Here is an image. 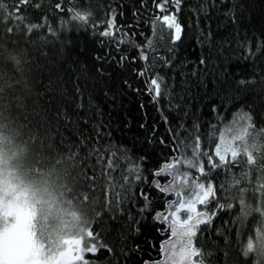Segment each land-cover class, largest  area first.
Listing matches in <instances>:
<instances>
[{
    "label": "trees",
    "instance_id": "trees-1",
    "mask_svg": "<svg viewBox=\"0 0 264 264\" xmlns=\"http://www.w3.org/2000/svg\"><path fill=\"white\" fill-rule=\"evenodd\" d=\"M57 2L0 0L1 164L18 176L17 185L28 194L39 193L46 202L32 204L29 213L33 236L45 254L58 255L69 239L78 237L81 254L66 264H108L110 260L111 264L166 263L175 238L167 224L153 221V215L165 211L176 197L153 187L150 173L172 155L169 125L163 122L160 110L169 117L172 127L178 120L175 112L169 111L167 97L154 103L145 92L146 79L159 75L175 94L187 92L192 97L184 101L192 113L187 126L199 123L204 151L214 152L218 143L222 148L232 143L230 137L241 132L243 123L237 113L251 116L255 127L249 130L246 147L254 152L255 162L242 156L237 163L216 169L205 162L209 175L200 177V182L210 180L216 197L197 208L216 215L211 224L199 226L193 246L202 256L193 260H203V264H264V136L257 135L264 129V51L247 61V53L237 51L226 61L232 91L226 94L221 89V97L231 98L222 102L216 97L206 102L208 97L198 84L200 77L192 73L203 68L199 61L209 55V47L198 39L201 29L206 32L211 27L214 45L233 31L224 28L225 19L218 11L213 10L210 25L201 17V27L197 28L194 9L198 0H183L178 13L183 32L173 43L172 30L154 18L158 10L151 0H63V12L55 11ZM144 2L147 8L141 7ZM236 2L228 0L227 7ZM243 6L241 36L247 33V51L254 53L264 38V0H243ZM137 11L139 15H134ZM112 14L123 31L114 37H102L99 32ZM118 41H122L119 51ZM141 48L149 57L147 61L139 59ZM98 56L107 59L100 61ZM121 56L128 60L118 63ZM133 57L135 63L131 62ZM165 60L171 63L165 65ZM213 62L214 56L209 63ZM144 69L149 70L145 77L134 71ZM125 80L131 87L124 84ZM241 80L245 83L237 89ZM208 91L212 93L211 85ZM214 106L218 114L213 112ZM101 120L103 131L111 133L101 140L102 144L126 149L137 160L147 156L143 168L148 179L139 187L151 197V210L145 214L141 233L126 242L117 239V225L112 224L111 231H101L105 223L96 215L103 210L88 191L77 152L69 146L78 144L83 132L94 142L93 126ZM142 124L146 128H141ZM154 126L158 129L155 142L149 144L146 138ZM161 137L168 147L159 143ZM187 171L199 177L194 169ZM2 172L7 171L3 168ZM159 179L163 183L169 177ZM183 190L189 194L192 188ZM7 196L0 191V233L8 222V215H2V199ZM137 197V207L143 206L139 189ZM132 211L135 214L136 209ZM103 221L110 222L108 214H103ZM90 229L115 248V258L103 250L95 256L85 255ZM136 245L139 251H135ZM121 247L127 249V256L120 255Z\"/></svg>",
    "mask_w": 264,
    "mask_h": 264
},
{
    "label": "snow or ice",
    "instance_id": "snow-or-ice-1",
    "mask_svg": "<svg viewBox=\"0 0 264 264\" xmlns=\"http://www.w3.org/2000/svg\"><path fill=\"white\" fill-rule=\"evenodd\" d=\"M151 2L154 8L158 10L154 13V18L160 20L172 30L173 43H175V41L181 38L183 32V28L178 20V13L183 0H151ZM227 3L228 0H219V3L218 0H198L197 7L194 9L197 28L201 27V17L210 25L212 12L216 10L225 19L224 28L233 29L232 33L223 36L221 41L215 43V45L211 27H208L206 32L201 29L198 37L201 45L209 47V55L207 57H201L199 64L203 68L199 72L194 71L192 75H198L200 77L198 84L204 89V95L208 97V101L206 102H210L216 97H221V89L226 94L232 91L233 86L228 80L230 75L228 71L229 65L226 61L232 56H235L237 51L242 54L247 53L244 55L246 61L254 58L261 51H264V38H262L261 44L257 46L256 52L247 51V33L245 32L243 37L241 36L242 17L245 10L243 0H238V2L233 3L230 8L227 7ZM41 6L37 4V7ZM141 7L147 8V3H142ZM55 11H64L63 0H58ZM133 14L139 15V12L137 11ZM85 19L87 20L88 17ZM103 27L104 30L99 32V35L102 37H114L116 33L123 31L122 27H117L116 25L115 14L110 15V18ZM120 43L122 41L117 42L118 51ZM233 44L236 45L235 48L232 47ZM213 56L215 57V62L210 64L209 61ZM97 59L103 61L107 57L98 56ZM112 59L116 58L112 57ZM139 59L143 61L149 59L143 48L140 50ZM127 60V56H121L118 63H123ZM131 62L135 63L136 57H133ZM170 63L171 61H164L165 65ZM134 71H136L138 76L145 77L149 70ZM244 83L245 81L241 80L236 85L237 89L244 85ZM124 84L131 87L127 80L124 81ZM210 85L212 93L215 94L214 96L208 91ZM135 91L139 93L140 90L136 89ZM145 92L153 97L154 103H159L161 98L167 97L169 111H174L178 120L175 127H172L169 117L160 110L163 122L169 125L167 132L171 137L170 152L172 155L158 169H154L150 173L153 178L151 183L159 192L165 195L174 194L176 199L168 202L165 211H157L153 215V221L159 220V222L167 224L171 236L178 238L180 243L184 245L181 248V256L185 264H203V260H192V257L202 256L201 251L193 246V241L197 235L199 226L202 224H211L216 215V213L200 211L197 208L198 205L207 206L210 198L214 199L216 197L214 185L210 180L207 183L200 182V177L209 175L205 171V162L211 169L235 164L242 156H247L250 162H255L254 152L246 147V137L250 134L249 130L254 129L255 125L250 115L247 113H237V117L243 123L241 132L230 137L232 143L223 148L218 143L214 152L204 151L202 148V136L199 131V123L194 122L192 128L187 126V119L192 113L190 106L185 105L184 101L186 99L190 100L192 97L187 92L184 95L178 96L175 94L174 88L169 87L159 75H153L146 79ZM230 98V96L226 95L221 97V101L223 102V99ZM177 99L180 102L174 103ZM212 110L218 114L219 110L216 106ZM181 113H183L182 116ZM63 119L65 121L69 119L67 112H64ZM84 123H89L87 117L84 118ZM103 128L104 125L101 120L93 126V133L95 135L94 142L88 133L83 132L79 134V143L76 145L69 144V146L77 152L80 168L83 170L82 174L88 186V191L96 197V205L103 210L102 212L98 211L96 215L97 219L105 223V228L101 229V231H111V225H117V239L126 242L131 236L141 233V226L145 222V214L151 210V197L144 192L143 188L139 187L141 183L146 182L148 179L144 176L145 169L143 168L147 156H141L137 160L132 158L126 149L121 150L112 144H102L101 140L104 137L111 136V133L103 131ZM141 128H146V125L142 124ZM157 130V127L154 126L152 134L146 138L147 143L153 144L155 142V132ZM77 131L79 132V129ZM257 135L264 136V129H260ZM159 143L166 147L169 146L163 137H161ZM205 157L206 161L204 159ZM192 169L199 173V177H194L190 171H187ZM161 176H167L169 179L162 183L159 179ZM187 187L192 188L190 195L183 190ZM138 189L139 199L144 201L143 206L139 207H137ZM185 197L187 198L185 199ZM133 208L136 209L135 214L132 211ZM104 213L109 215L110 222L103 221ZM181 213H186L187 215L182 217ZM88 237L90 243L86 246L87 251L85 255L90 253L95 256L103 250L115 258V248L101 241L99 233H94L90 229ZM185 239L187 242L186 245L184 244ZM139 247V245H136L135 251H139ZM165 250V247L162 246V251ZM120 255L127 256V249L121 247ZM245 256H247V253H245ZM171 258L175 259L174 256ZM81 259L83 260V256ZM85 264H90V262L86 261ZM108 264H111V260ZM145 264H148V262L146 261ZM157 264H161V262H157Z\"/></svg>",
    "mask_w": 264,
    "mask_h": 264
},
{
    "label": "rangeland",
    "instance_id": "rangeland-1",
    "mask_svg": "<svg viewBox=\"0 0 264 264\" xmlns=\"http://www.w3.org/2000/svg\"><path fill=\"white\" fill-rule=\"evenodd\" d=\"M2 157L3 154L0 152V191L8 194L2 199V215H8V222L0 233V264H66L78 257L82 250V242L78 237L69 239L63 251L53 256L45 254L41 245L35 241L29 219L30 209L32 204L46 202L39 193L32 191L28 194L20 184L17 185L18 176L9 172L5 163L1 164ZM3 168L7 172H2ZM46 205L49 206V203ZM186 215L181 213L182 217ZM186 243L185 239L184 244ZM183 246L179 239L175 238L169 245L165 264H185L181 256ZM173 256L175 259L171 258Z\"/></svg>",
    "mask_w": 264,
    "mask_h": 264
},
{
    "label": "bare ground",
    "instance_id": "bare-ground-1",
    "mask_svg": "<svg viewBox=\"0 0 264 264\" xmlns=\"http://www.w3.org/2000/svg\"><path fill=\"white\" fill-rule=\"evenodd\" d=\"M47 191V190H46Z\"/></svg>",
    "mask_w": 264,
    "mask_h": 264
}]
</instances>
